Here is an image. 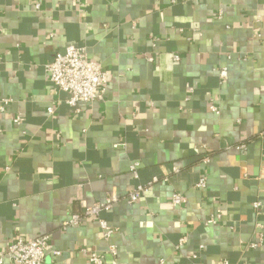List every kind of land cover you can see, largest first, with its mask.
Segmentation results:
<instances>
[{"label":"crops","instance_id":"crops-1","mask_svg":"<svg viewBox=\"0 0 264 264\" xmlns=\"http://www.w3.org/2000/svg\"><path fill=\"white\" fill-rule=\"evenodd\" d=\"M67 45L107 72L103 100L79 111L45 70ZM5 98L0 252L17 235L46 234L59 255L42 264H89L84 247L103 264H264V243L247 247L264 225V0H0ZM173 193L185 202L172 205ZM111 195L100 215L110 241L95 218L65 224L82 203Z\"/></svg>","mask_w":264,"mask_h":264},{"label":"built area","instance_id":"built-area-1","mask_svg":"<svg viewBox=\"0 0 264 264\" xmlns=\"http://www.w3.org/2000/svg\"><path fill=\"white\" fill-rule=\"evenodd\" d=\"M78 1V0H73ZM39 4L36 8H39ZM156 38L152 39L154 43ZM173 61H179L181 59L179 54L172 55ZM150 62L155 60L154 55L148 57ZM46 73L49 80L55 85L57 90L67 94L65 103L79 111L80 104H87L94 100H103L107 87V72L104 71L101 65L88 58L85 47L77 45H67L63 51L55 52L52 59L45 66ZM11 101L9 98L2 99L0 103V111H3L5 106ZM209 110L215 114H219V109L211 104ZM51 113L52 109H48ZM15 122L19 121V117L14 118ZM117 146V144H115ZM208 157H203L204 162H208ZM140 163L138 161H132L129 165V172L133 178H138V169ZM179 168L177 166L171 167V172H177ZM166 179V177L164 178ZM158 179L152 178L147 184H138L125 198L128 203L136 202L144 193L149 189V186L156 182ZM197 187L204 188L206 186L205 179L201 178L196 184ZM118 198L115 195L107 197L102 202H94L91 204L82 203V209L80 212L70 213L69 217L65 221L66 225H77L82 218H95L98 221L102 238L110 241L114 228L108 223L105 218L100 215L103 212L111 210L113 204L117 202ZM185 197L179 193H173L171 196V204L174 206L181 205L185 202ZM261 202L256 200L252 203V208L258 214ZM220 214L216 212L211 215L205 223L215 224L219 221ZM186 242V237L182 236L178 240L177 248L182 247ZM264 243V225L260 221L256 223L254 238L249 241L247 247L255 249ZM108 253L110 255L117 254V248L115 245L108 244ZM80 252L85 253L88 256L89 264H103V256L97 251L88 248H81ZM47 253L53 255H59V251L55 250L51 243L49 236L46 234L37 235L35 237L27 238L22 235H17L13 241L8 245L6 249L0 252V264L5 261H10L11 264H42L44 257ZM192 258H196V254L192 255ZM158 264H163V261H159ZM227 264V262H224Z\"/></svg>","mask_w":264,"mask_h":264}]
</instances>
